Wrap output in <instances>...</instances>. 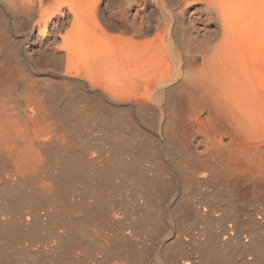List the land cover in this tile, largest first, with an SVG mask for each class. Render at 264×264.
<instances>
[{"label": "bare ground", "instance_id": "bare-ground-1", "mask_svg": "<svg viewBox=\"0 0 264 264\" xmlns=\"http://www.w3.org/2000/svg\"><path fill=\"white\" fill-rule=\"evenodd\" d=\"M220 183L264 190V0H0V264H258Z\"/></svg>", "mask_w": 264, "mask_h": 264}, {"label": "rangeland", "instance_id": "rangeland-1", "mask_svg": "<svg viewBox=\"0 0 264 264\" xmlns=\"http://www.w3.org/2000/svg\"><path fill=\"white\" fill-rule=\"evenodd\" d=\"M65 11H67V10H65ZM89 24V23H88ZM86 25H87V23H86ZM70 27V26H69ZM87 27H88V25H87ZM67 29H68V26H67ZM36 48H38V47H35L34 49H36ZM139 134H141V133H139ZM143 135V134H142ZM187 159V158H186ZM188 160V159H187ZM222 184V185H221ZM224 184L223 183H220V186H219V188H221L220 190H221V192H223L222 193V197L221 198H219L218 199V197H216L214 194H211V196H209L210 197V199L211 200H213L214 198V200L213 201H215L216 199V201L215 202H218V203H221V204H223L225 207H227L228 205H234L232 208H230L231 207V205L230 206H228L227 208H223L224 209V212L222 213V215H225V213H226V215L225 216H227V218L225 219V217H221L222 219L224 218L225 220H222L221 218H219V219H217L218 220V224L220 223V224H223V225H226V226H229V224H232V223H234V220H233V218L235 219V217L237 216V218L238 217H240V219H238V221L240 220V223H241V225L244 223V227H245V224H248L249 223V221L251 220V225L252 226H250L251 227V229H250V231H249V233H250V235H251V237L253 236V241H255V243L256 242H258V245H257V243L255 244L256 245V247L258 248V246H259V250H261L262 249V247L264 246V238H263V236H264V190H259V186H257L258 188H252L251 189V193L250 192H245V194H244V192L242 193V194H240V193H237L238 192V190L236 191V188H234L233 189V187H231V186H229L230 188H232L231 190H234V191H236V192H234V191H231V190H229L228 189V191H227V189L224 187ZM226 187H227V185H226ZM224 189V190H223ZM255 189V190H254ZM197 191V192H195V191ZM193 190V193H196L195 194V196L196 197H200V196H202L203 197V195H199V193H198V190L199 189H194ZM223 190V191H222ZM200 192H201V190H200ZM203 192V191H202ZM227 194V197H226V194ZM228 192L230 193V195H232V196H230V197H232L233 198V200H232V198H231V200L232 201H230V197H228L229 195H228ZM234 192V193H233ZM198 194V195H197ZM204 194V193H203ZM213 195V196H212ZM223 195H225V196H223ZM236 195V196H235ZM245 197H244V196ZM248 195H250V196H248ZM235 196V197H234ZM202 197H200V198H202ZM211 197H213V198H211ZM200 198H198V199H200ZM229 198V199H228ZM239 202H237L236 203V200ZM244 198V199H243ZM219 200V201H218ZM220 200H222V201H220ZM224 202V203H223ZM229 204H228V203ZM231 202V203H230ZM237 204V205H236ZM236 206V208H235V210H234V207ZM230 208V209H229ZM186 209H188V208H186ZM186 209H185V211H183L181 214H180V219H179V226L181 225V226H185V227H180V229H181V231L182 232H184L185 234H186V236H189L188 238H191V239H193V237H194V233H197V230H198V228H205V227H209V228H211V226H209V224L211 225L212 224V226L214 227V226H216V227H218L219 225L217 224V220L216 219H214V220H216V221H214L213 219L211 220V221H209L208 222V220L206 221V220H199L198 218H196V216H195V214L193 213V212H191V209L189 210V212L190 213H192V214H188L189 212H187L186 211ZM223 209H222V211H223ZM227 209V210H226ZM239 210V213H238V210ZM234 212H233V211ZM237 210V212H235ZM248 210V211H247ZM247 211V212H246ZM221 213V212H220ZM232 213V214H231ZM244 213V214H243ZM247 213H249V214H247ZM236 215L235 217L234 216H232V220H233V222H230L231 221V215ZM243 214V215H242ZM239 215V216H238ZM252 215V216H251ZM245 216V217H244ZM250 216V217H249ZM190 217H192L191 219H190ZM228 217H229V220L230 221H228ZM186 218V219H185ZM236 218V219H237ZM246 220H245V219ZM259 218H261V219H259ZM185 219V220H184ZM194 219V220H193ZM197 219V220H196ZM223 221V223H222V221ZM250 219V220H249ZM252 219H253V224H252ZM254 219H257V221H255ZM258 219L260 220V221H258ZM188 221V222H184V221ZM193 220V224L194 225H192V221ZM203 221V222H202ZM219 221H221V222H219ZM226 221V222H225ZM242 221V222H241ZM248 223H247V222ZM215 222H216V224H215ZM257 222V223H256ZM198 223V224H197ZM206 223H207V225H206ZM225 223V224H224ZM261 223V224H260ZM187 225H188V227H187ZM197 225V226H196ZM254 225V226H253ZM193 226H195V228L193 227ZM186 228V230H184ZM191 228V229H190ZM254 228V229H253ZM195 229V230H194ZM194 232H193V231ZM189 234V235H188ZM193 234V235H192ZM249 235V234H248ZM257 236V237H256ZM256 237V238H255ZM260 237V238H259ZM262 239V240H261ZM260 242H262L263 244L261 245L260 244ZM93 245H97L96 243H93ZM115 248H114V247ZM260 246H261V248H260ZM113 247V248H112ZM122 248H123V246L121 247V244L119 243V244H113V245H111V248H110V251H109V254H108V256L110 255V257H115V258H117V260L115 259V260H111L110 259V257H108L107 259H110L109 261L106 259L105 260V263H106V261L108 262V264H113V263H115V262H122L123 260L121 259L122 258V256H118V254H120L121 253V251H122ZM264 248V247H263ZM113 249V250H112ZM115 249V250H114ZM133 249H135V248H133ZM257 249V250H258ZM117 252V253H116ZM256 252H259V251H256ZM117 254V255H116ZM121 255V254H120ZM252 256H254V255H252ZM119 257V258H118ZM239 258H240V256H239ZM238 258V259H239ZM264 258V257H263ZM119 259H121V260H119ZM110 262V263H109ZM112 262V263H111ZM259 262L260 263H258V264H261V262L262 263H264V260H259ZM150 264V263H149Z\"/></svg>", "mask_w": 264, "mask_h": 264}]
</instances>
